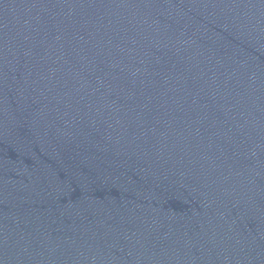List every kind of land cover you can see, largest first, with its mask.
Instances as JSON below:
<instances>
[{"label":"water","instance_id":"95a60500","mask_svg":"<svg viewBox=\"0 0 264 264\" xmlns=\"http://www.w3.org/2000/svg\"><path fill=\"white\" fill-rule=\"evenodd\" d=\"M0 264H264V0H0Z\"/></svg>","mask_w":264,"mask_h":264}]
</instances>
